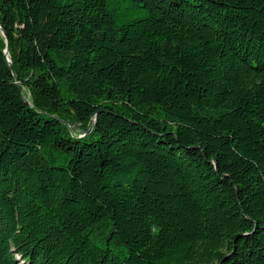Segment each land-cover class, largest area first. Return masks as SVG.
Returning a JSON list of instances; mask_svg holds the SVG:
<instances>
[{"label": "trees", "instance_id": "16d2710c", "mask_svg": "<svg viewBox=\"0 0 264 264\" xmlns=\"http://www.w3.org/2000/svg\"><path fill=\"white\" fill-rule=\"evenodd\" d=\"M0 25V264H264V0Z\"/></svg>", "mask_w": 264, "mask_h": 264}, {"label": "water", "instance_id": "95a60500", "mask_svg": "<svg viewBox=\"0 0 264 264\" xmlns=\"http://www.w3.org/2000/svg\"><path fill=\"white\" fill-rule=\"evenodd\" d=\"M0 29H1L2 33L7 37V34H6L5 30L1 27V25H0ZM4 51H5L6 56L8 57V61L10 63V66H11L12 70H13V63H12L11 59L9 58V49H8L7 46H6ZM91 130L92 129H90L88 132H90Z\"/></svg>", "mask_w": 264, "mask_h": 264}, {"label": "rangeland", "instance_id": "374dc122", "mask_svg": "<svg viewBox=\"0 0 264 264\" xmlns=\"http://www.w3.org/2000/svg\"><path fill=\"white\" fill-rule=\"evenodd\" d=\"M137 14H139V12L137 13ZM130 16H132V15H130ZM1 33H2V31H1ZM2 35H4L3 33H2ZM5 36V35H4ZM6 37V36H5ZM6 42L8 43V39H7V37H6ZM10 58V57H9ZM12 61V60H11ZM14 68V67H13ZM24 92L26 93V95L28 96V97H30L31 96V94H30V89H28L27 87L26 88H24Z\"/></svg>", "mask_w": 264, "mask_h": 264}]
</instances>
